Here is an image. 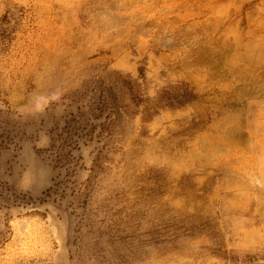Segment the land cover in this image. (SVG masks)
Wrapping results in <instances>:
<instances>
[{"label": "rangeland", "instance_id": "obj_1", "mask_svg": "<svg viewBox=\"0 0 264 264\" xmlns=\"http://www.w3.org/2000/svg\"><path fill=\"white\" fill-rule=\"evenodd\" d=\"M0 264H264V0H0Z\"/></svg>", "mask_w": 264, "mask_h": 264}, {"label": "bare ground", "instance_id": "obj_2", "mask_svg": "<svg viewBox=\"0 0 264 264\" xmlns=\"http://www.w3.org/2000/svg\"><path fill=\"white\" fill-rule=\"evenodd\" d=\"M147 25H148V23H147ZM230 28V27H229ZM181 29V28H180ZM183 33V32H182Z\"/></svg>", "mask_w": 264, "mask_h": 264}]
</instances>
